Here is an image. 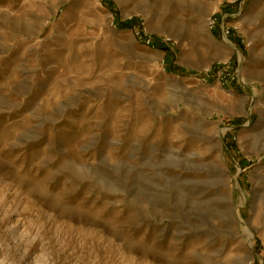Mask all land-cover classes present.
Here are the masks:
<instances>
[{
    "label": "rangeland",
    "instance_id": "rangeland-1",
    "mask_svg": "<svg viewBox=\"0 0 264 264\" xmlns=\"http://www.w3.org/2000/svg\"><path fill=\"white\" fill-rule=\"evenodd\" d=\"M228 2L0 0V264H264V0Z\"/></svg>",
    "mask_w": 264,
    "mask_h": 264
},
{
    "label": "built area",
    "instance_id": "built-area-1",
    "mask_svg": "<svg viewBox=\"0 0 264 264\" xmlns=\"http://www.w3.org/2000/svg\"><path fill=\"white\" fill-rule=\"evenodd\" d=\"M230 4L235 3V0L228 2ZM227 9V8H226ZM236 14L231 13V11H222L217 10L211 12L205 17V26L209 33L213 37L217 36L218 39H221L229 47L235 48V44L238 43L243 46V40L241 33L238 31V27L235 23H230L232 18H235ZM233 37V39H232ZM143 42L145 45L152 47L153 41L149 36H144ZM250 44V43H249ZM246 43V47L249 46ZM239 64V59L235 60ZM234 64V63H233ZM233 65L230 58H227L225 61H218L212 69H206V76H214L217 79V83L224 87L226 85H239L242 83L239 76H237L236 68L233 69ZM209 73V75H207ZM261 252L264 253V242L261 243ZM258 256V255H257ZM258 259H261L257 257ZM259 262H262L259 261ZM246 264H252V261L247 262Z\"/></svg>",
    "mask_w": 264,
    "mask_h": 264
},
{
    "label": "trees",
    "instance_id": "trees-1",
    "mask_svg": "<svg viewBox=\"0 0 264 264\" xmlns=\"http://www.w3.org/2000/svg\"><path fill=\"white\" fill-rule=\"evenodd\" d=\"M119 25L122 26V27L128 28V29L131 28V27L135 28L138 25V20L134 18L133 20H130V21L128 20V21H125V22H121V23H119ZM138 28H139V26H138ZM138 32H140V31H138ZM152 46L155 49H158V50L160 49V50L168 53L166 48H164V46H162L161 40L157 41L156 43H153ZM232 145H233V143H232Z\"/></svg>",
    "mask_w": 264,
    "mask_h": 264
},
{
    "label": "bare ground",
    "instance_id": "bare-ground-1",
    "mask_svg": "<svg viewBox=\"0 0 264 264\" xmlns=\"http://www.w3.org/2000/svg\"><path fill=\"white\" fill-rule=\"evenodd\" d=\"M179 1H181V0H179ZM186 2V1H185ZM191 4V3H190ZM127 14V13H126ZM206 33H207V31H206ZM208 37H209V39H211V36L210 35H208Z\"/></svg>",
    "mask_w": 264,
    "mask_h": 264
},
{
    "label": "crops",
    "instance_id": "crops-1",
    "mask_svg": "<svg viewBox=\"0 0 264 264\" xmlns=\"http://www.w3.org/2000/svg\"><path fill=\"white\" fill-rule=\"evenodd\" d=\"M218 34H219V33H217V36H216V37H214V38H215V40H216V42H217V39H218V38H217V37H218Z\"/></svg>",
    "mask_w": 264,
    "mask_h": 264
}]
</instances>
